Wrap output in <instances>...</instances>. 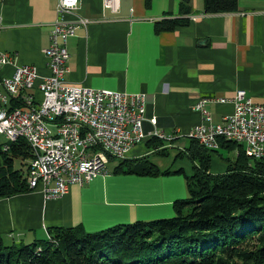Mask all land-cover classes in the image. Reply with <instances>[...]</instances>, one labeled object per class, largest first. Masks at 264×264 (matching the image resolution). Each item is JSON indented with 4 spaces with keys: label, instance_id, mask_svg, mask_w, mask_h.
Masks as SVG:
<instances>
[{
    "label": "crops",
    "instance_id": "1",
    "mask_svg": "<svg viewBox=\"0 0 264 264\" xmlns=\"http://www.w3.org/2000/svg\"><path fill=\"white\" fill-rule=\"evenodd\" d=\"M119 0L117 11L102 0H81L77 16L88 20L67 40V82L93 88L148 95L145 132H177L172 142L147 136L134 144L125 160L133 173H115L117 159H109V173L83 185L73 184L57 198L40 190L0 197V235L7 242L31 243L47 238L53 226H81L87 232L137 220L174 215L173 202L188 195L186 177L193 173L187 154L190 140L184 135L201 115L195 109L200 97L230 99L238 89L256 102L264 99V0H237V10L205 13L203 0ZM57 0H0V52L10 53L13 64L0 67V75L14 65L34 66L48 75L43 49L56 18ZM180 18L173 30L156 32L155 22ZM37 98L41 94L32 90ZM211 121L219 122L233 111V103L207 105ZM155 118V123L149 119ZM220 147L211 153V173L227 169ZM217 153L218 156H213ZM187 157V158H185ZM123 160V159H122ZM169 174H141L145 165ZM125 167H123V170Z\"/></svg>",
    "mask_w": 264,
    "mask_h": 264
},
{
    "label": "built area",
    "instance_id": "2",
    "mask_svg": "<svg viewBox=\"0 0 264 264\" xmlns=\"http://www.w3.org/2000/svg\"><path fill=\"white\" fill-rule=\"evenodd\" d=\"M80 1L57 0L49 44L43 49L48 75H40L31 65H14L12 74L0 75L3 149L17 139L27 142L31 150L25 173L28 187L40 190L46 198L61 197L73 184L83 185L108 174V157L126 158L131 147L148 135L164 142L179 136L155 128L145 132L148 95L142 91L127 93L65 80L67 40L88 20L77 16L75 21H67L64 15L76 13ZM102 1L105 9L117 11L119 0ZM12 58L10 53L0 52V67L12 65ZM32 90L39 91L40 98ZM227 101L233 103V111L212 122L207 105ZM195 109L202 121L190 127L184 135L187 139L217 151L218 138H223L241 145L248 157L264 156V99L253 101L244 89H238L230 99L200 97ZM149 120L155 123V118Z\"/></svg>",
    "mask_w": 264,
    "mask_h": 264
},
{
    "label": "trees",
    "instance_id": "3",
    "mask_svg": "<svg viewBox=\"0 0 264 264\" xmlns=\"http://www.w3.org/2000/svg\"><path fill=\"white\" fill-rule=\"evenodd\" d=\"M150 0H145L148 5ZM190 0L180 10L189 12ZM237 10V0H203L205 13ZM180 18L155 22L156 32L173 30ZM237 151L223 173H211V150L190 140L188 157L198 161L186 177L188 195L173 202L174 215L137 220L87 232L81 226H53L48 237L31 243L7 242L0 235V264H264V156L248 157L241 145L218 138ZM5 143V141H4ZM0 144V197L30 191L24 164L31 150L24 139ZM113 172L133 173L131 162L117 159ZM146 166L141 174H169ZM123 167L125 169L123 170Z\"/></svg>",
    "mask_w": 264,
    "mask_h": 264
},
{
    "label": "rangeland",
    "instance_id": "4",
    "mask_svg": "<svg viewBox=\"0 0 264 264\" xmlns=\"http://www.w3.org/2000/svg\"><path fill=\"white\" fill-rule=\"evenodd\" d=\"M4 141H5L4 136H3L2 134H0V144H1V143H4ZM222 152L224 153V155H227L226 158H227V157L234 158V156H235L234 151H233V153H232V152H228V151H226V150H223ZM211 153H212V152H211ZM213 156H218V155H217V153H213ZM185 158H187V157H185ZM108 159H115V158H113V157H108ZM187 159H188V158H187ZM225 160H226V159H225ZM226 162H227V160H226ZM227 164H228V162H227ZM15 165H17L18 168H21V172H22V174H23V176H24V174L26 173V168H25L24 164L19 163L18 160H15ZM44 239H45V238L43 237L42 240H44ZM37 240H38V239H37ZM24 243H26V241H24Z\"/></svg>",
    "mask_w": 264,
    "mask_h": 264
}]
</instances>
